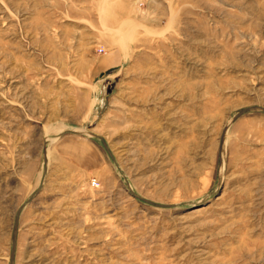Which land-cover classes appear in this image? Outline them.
Listing matches in <instances>:
<instances>
[{"label": "rangeland", "instance_id": "374dc122", "mask_svg": "<svg viewBox=\"0 0 264 264\" xmlns=\"http://www.w3.org/2000/svg\"><path fill=\"white\" fill-rule=\"evenodd\" d=\"M0 264H264V0H0Z\"/></svg>", "mask_w": 264, "mask_h": 264}, {"label": "crops", "instance_id": "0c3cea01", "mask_svg": "<svg viewBox=\"0 0 264 264\" xmlns=\"http://www.w3.org/2000/svg\"><path fill=\"white\" fill-rule=\"evenodd\" d=\"M103 69H106V66H103ZM109 66H107L108 68ZM113 67V66H112ZM67 142H70L68 144H66ZM65 143L61 144V148L59 147L61 153L63 156L70 158L71 160H74L75 163H77L80 167H84V168H92V167H101L103 165V158L102 156L101 159L103 160H97L95 158V160L93 158H91V156H89L87 154V151H83L81 150L79 147L74 146L75 144L78 143L77 142H73L72 139H68L66 140Z\"/></svg>", "mask_w": 264, "mask_h": 264}, {"label": "built area", "instance_id": "2783aa9c", "mask_svg": "<svg viewBox=\"0 0 264 264\" xmlns=\"http://www.w3.org/2000/svg\"><path fill=\"white\" fill-rule=\"evenodd\" d=\"M96 183V182H95Z\"/></svg>", "mask_w": 264, "mask_h": 264}]
</instances>
